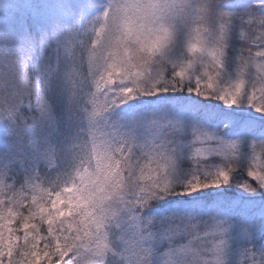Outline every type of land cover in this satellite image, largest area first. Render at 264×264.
<instances>
[{
	"label": "snow or ice",
	"instance_id": "snow-or-ice-1",
	"mask_svg": "<svg viewBox=\"0 0 264 264\" xmlns=\"http://www.w3.org/2000/svg\"><path fill=\"white\" fill-rule=\"evenodd\" d=\"M0 264H264V0H0Z\"/></svg>",
	"mask_w": 264,
	"mask_h": 264
}]
</instances>
